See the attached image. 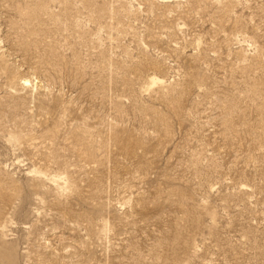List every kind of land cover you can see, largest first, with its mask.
<instances>
[{"label":"rangeland","instance_id":"374dc122","mask_svg":"<svg viewBox=\"0 0 264 264\" xmlns=\"http://www.w3.org/2000/svg\"><path fill=\"white\" fill-rule=\"evenodd\" d=\"M0 264H264V0H0Z\"/></svg>","mask_w":264,"mask_h":264},{"label":"bare ground","instance_id":"6f19581e","mask_svg":"<svg viewBox=\"0 0 264 264\" xmlns=\"http://www.w3.org/2000/svg\"><path fill=\"white\" fill-rule=\"evenodd\" d=\"M25 82H28V80L26 79Z\"/></svg>","mask_w":264,"mask_h":264}]
</instances>
